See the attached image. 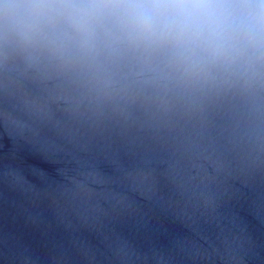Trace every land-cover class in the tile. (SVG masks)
Returning <instances> with one entry per match:
<instances>
[{"label":"water","instance_id":"1","mask_svg":"<svg viewBox=\"0 0 264 264\" xmlns=\"http://www.w3.org/2000/svg\"><path fill=\"white\" fill-rule=\"evenodd\" d=\"M82 2L0 0V264H264L262 0L219 53Z\"/></svg>","mask_w":264,"mask_h":264},{"label":"clouds","instance_id":"2","mask_svg":"<svg viewBox=\"0 0 264 264\" xmlns=\"http://www.w3.org/2000/svg\"><path fill=\"white\" fill-rule=\"evenodd\" d=\"M61 6L85 14L105 10L121 12L137 22L139 35L145 39H151L154 35V18L162 12H170L173 23L179 21V31L174 37L178 42L196 44L203 41L217 53L223 49L225 42L222 22L226 7L224 0H84L80 4ZM261 18L264 20V15ZM189 27L192 29L191 36L186 32ZM162 35L166 38L170 33Z\"/></svg>","mask_w":264,"mask_h":264}]
</instances>
